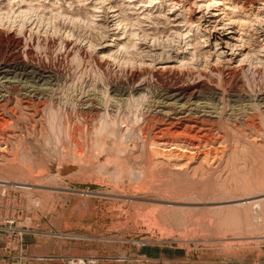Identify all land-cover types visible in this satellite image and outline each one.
Returning <instances> with one entry per match:
<instances>
[{
	"label": "rangeland",
	"instance_id": "1",
	"mask_svg": "<svg viewBox=\"0 0 264 264\" xmlns=\"http://www.w3.org/2000/svg\"><path fill=\"white\" fill-rule=\"evenodd\" d=\"M0 264H264V0H0Z\"/></svg>",
	"mask_w": 264,
	"mask_h": 264
},
{
	"label": "bare ground",
	"instance_id": "2",
	"mask_svg": "<svg viewBox=\"0 0 264 264\" xmlns=\"http://www.w3.org/2000/svg\"><path fill=\"white\" fill-rule=\"evenodd\" d=\"M13 40V39H12ZM16 43V42H15ZM28 59V58H27ZM21 61V60H20ZM36 61V60H35ZM29 63V62H28ZM18 66V65H17ZM13 67H15V66H13ZM9 68V67H8ZM22 69L21 71V73L23 74V75H26L27 77H29V76H35L36 74L38 75V76H40V77H42V78H45V76H44V71L42 72V70H40L39 68H37V67H35V66H29L27 63H22V62H20V65H19V68H17V69ZM4 69V68H3ZM6 70V69H5ZM4 70V77H6L7 75H13V74H15V71L16 70H6L5 71ZM6 75V76H5ZM16 75V74H15ZM14 76V75H13ZM4 77H2V78H4ZM15 77V76H14ZM1 78V79H2ZM10 79H11V77H9ZM5 79V78H4ZM48 79V78H47ZM6 82V81H5ZM5 82H4V84H5ZM12 82V84H13V81L11 80H7V83H9V85H10V83ZM139 84V83H138ZM136 87V86H135ZM179 87V86H178ZM133 90H134V87H133ZM138 90H142V88H139V87H136L135 88V91H138ZM179 90V89H178ZM178 90H167V91H165L164 93H162V98H164V101H162V103L160 104V107L161 108H174L173 106H176L179 102H181V101H183L184 100V98H185V95H184V93L185 92H178ZM189 95V94H188ZM187 96V95H186ZM193 96V95H192ZM191 97V96H190ZM191 100V99H190ZM187 102V101H186ZM186 102L184 103V104H186ZM180 104V103H179ZM188 105V104H187ZM187 107V106H186ZM176 108V107H175ZM184 109H185V107H184ZM161 110H163V109H161ZM171 110V109H170ZM169 110V111H170ZM173 110V109H172ZM162 112V111H161ZM164 112V111H163ZM181 112V111H180ZM186 113V112H185ZM181 114H183V113H181ZM177 119V118H176ZM10 135V134H9ZM212 136V135H211ZM14 162V161H13ZM206 186V185H205ZM4 195V194H3ZM259 201V200H258ZM255 202H257V201H255Z\"/></svg>",
	"mask_w": 264,
	"mask_h": 264
}]
</instances>
